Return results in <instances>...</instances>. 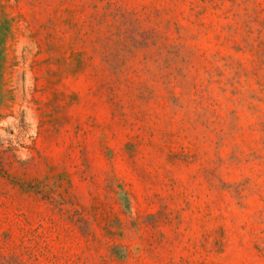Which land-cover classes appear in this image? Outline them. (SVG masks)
Instances as JSON below:
<instances>
[{"label":"rangeland","instance_id":"obj_1","mask_svg":"<svg viewBox=\"0 0 264 264\" xmlns=\"http://www.w3.org/2000/svg\"><path fill=\"white\" fill-rule=\"evenodd\" d=\"M0 264H264V0H0Z\"/></svg>","mask_w":264,"mask_h":264}]
</instances>
